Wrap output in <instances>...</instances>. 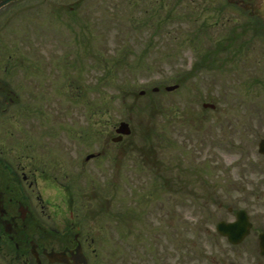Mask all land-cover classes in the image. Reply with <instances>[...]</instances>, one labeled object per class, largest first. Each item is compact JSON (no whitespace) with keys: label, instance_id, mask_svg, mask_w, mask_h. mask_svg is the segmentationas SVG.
Listing matches in <instances>:
<instances>
[{"label":"rangeland","instance_id":"rangeland-1","mask_svg":"<svg viewBox=\"0 0 264 264\" xmlns=\"http://www.w3.org/2000/svg\"><path fill=\"white\" fill-rule=\"evenodd\" d=\"M79 7L80 19H89L102 66L81 74L78 104L72 108L64 103L63 112L78 114L81 135L89 127L95 132L91 152L108 146L111 159L92 162V177H99V164L107 168V179L112 176L117 149L110 137L119 122L131 128L121 143L126 181L107 185V214L112 217L107 220V246L90 247L89 264H209L206 257L214 256L216 248L208 244L201 221L213 230L217 209L234 203L243 207L235 194L264 191V174L256 165L257 144L264 138V95L247 94L234 83L233 70H198L183 78L204 49L235 23L220 22L206 29L211 31L203 34L206 38L191 42L184 35L193 26L189 13L200 23L196 28L205 15L189 0H79ZM37 20L45 18L30 16L25 22ZM175 84L173 92L164 90ZM152 88L159 91L152 93ZM203 103L215 110H204ZM82 137L73 142L63 136L59 144L79 145L82 160L88 153L87 137ZM198 174L201 179L194 177ZM153 175L166 183L167 191L149 192L157 185ZM79 186L90 193L82 179ZM88 207L91 202H85ZM121 213L123 226L114 219Z\"/></svg>","mask_w":264,"mask_h":264},{"label":"flooded vegetation","instance_id":"flooded-vegetation-1","mask_svg":"<svg viewBox=\"0 0 264 264\" xmlns=\"http://www.w3.org/2000/svg\"><path fill=\"white\" fill-rule=\"evenodd\" d=\"M189 2L205 15L196 28L200 23L193 11L189 13L193 26L184 35L190 41L206 38L203 34L211 32L206 29L220 22L235 23L204 50L200 68L233 70L234 83L244 86L247 94L264 95V36L259 22L229 0ZM79 14V0H18L0 9V264H74L77 254L88 261L87 250L94 244L107 246V185L126 181V168L120 166L124 139L113 144L117 155L108 179L107 168L102 170L100 164L99 177L91 175L95 169L90 164L106 162L110 156L107 145L91 152L90 127L83 130L88 153L82 160L79 145L59 144L63 136L73 142L77 137L79 142L78 114L63 112V105L78 104L81 74L102 66L96 59L89 19L82 20ZM39 15L45 20L25 22L26 17ZM258 156L256 165L264 174V155ZM194 177L201 179V174ZM81 179L90 193L80 188ZM156 184L150 193L167 191L164 181ZM235 195L243 207L234 203L217 209L213 230L201 221L208 244L216 248L207 262L264 264V191ZM85 202L93 207L85 208ZM123 216L116 217L123 223ZM219 223L221 231L216 230ZM93 231L95 237L90 236ZM51 252L60 253L64 263H50Z\"/></svg>","mask_w":264,"mask_h":264},{"label":"water","instance_id":"water-1","mask_svg":"<svg viewBox=\"0 0 264 264\" xmlns=\"http://www.w3.org/2000/svg\"><path fill=\"white\" fill-rule=\"evenodd\" d=\"M11 1H15V0H0V8L2 6H4L5 4L11 2ZM234 3H239V5L242 7V9L249 11V15L255 16L257 18H259L262 23L264 24V0H248L243 1V0H232ZM176 87H167L166 91H173ZM154 91H156V89H154ZM142 94V93H141ZM203 107H211L213 108L212 105H208V104H204ZM116 133L119 134L120 136L123 135H129L130 134V129L128 127V125L124 122L120 123ZM121 139V137H118L116 139H113V142H117ZM259 153L264 154V140H262L259 144ZM223 227V225L221 224L218 227V230L220 231V229ZM49 259L51 262H63L64 258L60 255V254H56V253H51L49 255ZM74 262L75 264H86V260L81 257V255H77L74 257Z\"/></svg>","mask_w":264,"mask_h":264}]
</instances>
